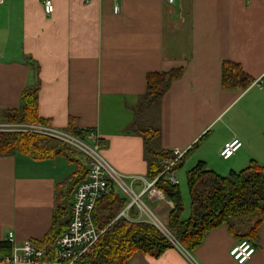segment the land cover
<instances>
[{"label": "crops", "instance_id": "obj_1", "mask_svg": "<svg viewBox=\"0 0 264 264\" xmlns=\"http://www.w3.org/2000/svg\"><path fill=\"white\" fill-rule=\"evenodd\" d=\"M51 2L49 17L39 0L0 4V127L27 125L9 119L21 112V93L37 88V114L46 124L40 127L63 133L72 121L83 132L79 139L93 145V135L105 161L127 184L135 178L140 194L149 182L147 165L131 127L146 75L177 71L153 125L159 148L184 155L176 181L198 162L221 176L250 161L264 166V0ZM226 64L241 67L250 80L245 89L223 88ZM153 110L141 113L144 124ZM233 139L241 148L221 159ZM73 171L61 157L0 156V242L10 233L17 243L42 241L52 223L53 187ZM156 192L141 201L166 228L172 204ZM137 217L131 209L129 218ZM241 242L220 226L191 252L173 245L157 258L134 254L126 264H237L229 252ZM250 245L255 252L243 264H264V223Z\"/></svg>", "mask_w": 264, "mask_h": 264}, {"label": "trees", "instance_id": "obj_2", "mask_svg": "<svg viewBox=\"0 0 264 264\" xmlns=\"http://www.w3.org/2000/svg\"><path fill=\"white\" fill-rule=\"evenodd\" d=\"M178 75L177 71L146 75V90L131 127L143 142L146 179L155 181L154 189L172 204L166 230L174 242L187 252L199 246L209 231L220 226H225L239 241L253 245L257 230L264 223V166L254 161L227 176L208 170L203 162L195 164L185 174L190 215L185 220L181 218L184 211L181 193L178 184L171 183L168 178L182 167L184 155L168 168L165 161L175 160L176 155L159 148V130L144 124L141 117L144 110L158 105L163 93ZM249 84L250 80L240 66H223V88L243 90ZM37 92V88H27L21 93V112L18 118L10 117V123L46 125L37 114ZM63 133L78 139L83 134L73 126L72 121ZM15 154L32 161L61 157L74 166L71 175L54 185L51 226L42 241L33 243L51 258L50 250L71 219V196L75 187L86 178L88 159L81 152L50 137L30 132H0V156ZM127 204L128 199L119 194H108L97 201L92 220L95 228L103 234L93 251L73 264H126L134 254L157 258L173 247V243L153 225L117 218ZM9 250L7 242H0L1 254H8Z\"/></svg>", "mask_w": 264, "mask_h": 264}, {"label": "built area", "instance_id": "obj_3", "mask_svg": "<svg viewBox=\"0 0 264 264\" xmlns=\"http://www.w3.org/2000/svg\"><path fill=\"white\" fill-rule=\"evenodd\" d=\"M42 5L43 14L49 17L53 13L51 0H39ZM175 0H167L168 3H173ZM5 0H0L3 4ZM115 13L118 9H114ZM261 81L258 80L252 83L253 86L259 87ZM0 132H30L38 135L50 137L59 140L73 149L84 154L87 159V175L80 182L73 192L71 202V219L68 225L64 228L58 239L55 241L53 248L50 250L51 258H48L43 250L35 247L30 241L17 243L10 233L7 237V242L10 244L8 254L0 253V264H73L81 257L91 253L97 245L103 231L95 228L92 220V212L98 200L108 194H118L117 189L122 190L128 199V204L117 218H125L129 221H145L158 229L165 237H167L173 245H177L170 237L166 228L156 219L153 213L141 202V197L147 192V197L155 199L160 196L154 189V182L146 183L145 190L137 194L133 190L135 178L130 180V183L125 182V178L119 175L103 158L100 152V147L96 143L97 140L90 135V140L95 144H88L83 139H78L69 136L65 133L58 132L53 129L35 126V125H13L0 127ZM242 144L239 140L233 139L225 143L219 152V156L223 160L231 158L240 148ZM179 159L170 162L165 161L167 167ZM167 169H165L166 172ZM169 181L176 184L177 181L173 175L169 176ZM150 190V191H149ZM149 191V192H148ZM137 209V219L131 220L129 212L131 209ZM255 249L247 242H241L233 247L229 255L237 264H243L248 261L254 254Z\"/></svg>", "mask_w": 264, "mask_h": 264}, {"label": "rangeland", "instance_id": "obj_4", "mask_svg": "<svg viewBox=\"0 0 264 264\" xmlns=\"http://www.w3.org/2000/svg\"><path fill=\"white\" fill-rule=\"evenodd\" d=\"M150 122L148 123L149 125L153 126L155 124L154 121V117H155V108L152 111V114L150 116ZM216 129H214L215 131ZM80 160H82V157H79ZM221 160V159H220ZM222 161V160H221ZM187 168V167H186ZM181 169V168H180ZM180 169H178L177 171H179ZM239 171V170H238ZM216 173V172H215ZM217 174V173H216ZM219 175V174H218ZM221 176V175H220ZM223 176V175H222ZM177 184L179 187V191L181 193V198H182V202H183V206H184V211L182 213V219L185 220L189 217L190 215V209H189V197H188V192H187V187H186V181H185V171L183 172L182 175L177 177ZM126 182V181H125ZM117 193L125 198H128L127 195L120 189H117ZM150 211H152V206L149 205L148 203H146L144 200L141 201ZM135 211H137V209H134Z\"/></svg>", "mask_w": 264, "mask_h": 264}]
</instances>
